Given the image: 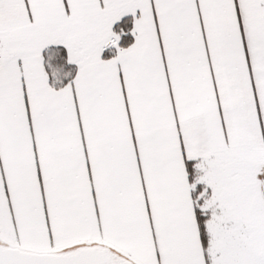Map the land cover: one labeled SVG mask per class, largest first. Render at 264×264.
<instances>
[{
	"label": "snow or ice",
	"instance_id": "snow-or-ice-1",
	"mask_svg": "<svg viewBox=\"0 0 264 264\" xmlns=\"http://www.w3.org/2000/svg\"><path fill=\"white\" fill-rule=\"evenodd\" d=\"M0 264H264V0H0Z\"/></svg>",
	"mask_w": 264,
	"mask_h": 264
}]
</instances>
